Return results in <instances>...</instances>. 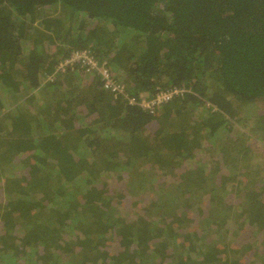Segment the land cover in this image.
<instances>
[{"label":"trees","instance_id":"obj_1","mask_svg":"<svg viewBox=\"0 0 264 264\" xmlns=\"http://www.w3.org/2000/svg\"><path fill=\"white\" fill-rule=\"evenodd\" d=\"M262 102L264 0H0V264H264Z\"/></svg>","mask_w":264,"mask_h":264},{"label":"built area","instance_id":"obj_2","mask_svg":"<svg viewBox=\"0 0 264 264\" xmlns=\"http://www.w3.org/2000/svg\"><path fill=\"white\" fill-rule=\"evenodd\" d=\"M81 70L86 76H98L101 86L114 98H121L131 105H138L144 110L153 112L159 105L170 101L173 97L182 95L188 89L185 86H173L168 89H158L153 94L136 95L129 92L127 83L117 77L115 69L108 61L98 59L87 48L75 49L64 55L56 64L54 71L47 75L46 81H53L57 75Z\"/></svg>","mask_w":264,"mask_h":264},{"label":"rangeland","instance_id":"obj_3","mask_svg":"<svg viewBox=\"0 0 264 264\" xmlns=\"http://www.w3.org/2000/svg\"><path fill=\"white\" fill-rule=\"evenodd\" d=\"M262 103H264V102H262ZM257 104H258V103H255V104H254V107H256ZM263 105H264V104H263ZM263 105L258 106V108L261 107V106H263ZM249 106H250V105H249ZM249 113L251 114V112H249Z\"/></svg>","mask_w":264,"mask_h":264}]
</instances>
